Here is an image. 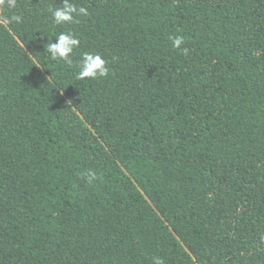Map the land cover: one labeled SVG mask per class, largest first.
I'll use <instances>...</instances> for the list:
<instances>
[{
  "label": "trees",
  "instance_id": "obj_1",
  "mask_svg": "<svg viewBox=\"0 0 264 264\" xmlns=\"http://www.w3.org/2000/svg\"><path fill=\"white\" fill-rule=\"evenodd\" d=\"M64 2L0 5V264H264V0Z\"/></svg>",
  "mask_w": 264,
  "mask_h": 264
},
{
  "label": "clouds",
  "instance_id": "obj_2",
  "mask_svg": "<svg viewBox=\"0 0 264 264\" xmlns=\"http://www.w3.org/2000/svg\"><path fill=\"white\" fill-rule=\"evenodd\" d=\"M5 0H0V5H3ZM9 7L15 6V0H7ZM51 17L55 24L61 25L64 23H71L75 21L77 15H88V11L84 7L77 8L75 5L65 0L62 7L49 9ZM21 22V16L15 15L11 19L4 18L2 23L7 25L11 22ZM173 48H180L183 44V38L180 36L170 37ZM79 39L70 32H61L56 38L55 42L47 41L44 44V51L52 60L64 61L71 63V55L75 48L79 46ZM43 68V66H41ZM110 69L107 67V62L98 53L84 52L78 65L76 72L77 80L96 79L99 77H107ZM89 182L96 179V174L93 171L87 172ZM155 264H164L160 258H155Z\"/></svg>",
  "mask_w": 264,
  "mask_h": 264
}]
</instances>
